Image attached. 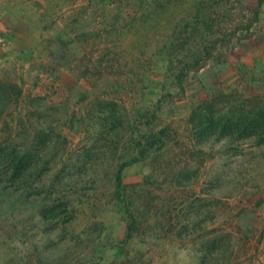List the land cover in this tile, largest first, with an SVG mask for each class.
<instances>
[{
	"label": "rangeland",
	"instance_id": "rangeland-1",
	"mask_svg": "<svg viewBox=\"0 0 264 264\" xmlns=\"http://www.w3.org/2000/svg\"><path fill=\"white\" fill-rule=\"evenodd\" d=\"M259 1L0 0V264H264Z\"/></svg>",
	"mask_w": 264,
	"mask_h": 264
},
{
	"label": "trees",
	"instance_id": "trees-1",
	"mask_svg": "<svg viewBox=\"0 0 264 264\" xmlns=\"http://www.w3.org/2000/svg\"><path fill=\"white\" fill-rule=\"evenodd\" d=\"M261 5H262V0L259 1V4L255 9L248 11V13L252 15L251 21L254 24L258 23L260 20ZM242 19H245V17ZM250 126L251 124L245 128L244 136L246 135L247 130L251 129ZM241 129H242L241 126H238V131L239 130L241 131ZM256 130H258V128H256ZM258 137H260L259 133H258ZM36 154L37 152H31V151L21 152V151H18L16 147H10L6 144L0 143V164H5L4 162L8 163V161L3 160V158H8L11 161V164L7 166L6 168L7 172L11 167L14 166L13 173L15 176H18L24 173L26 170H28L31 167L32 163L35 161L34 159H35ZM60 203H61L60 205H53V207L50 208V210L48 211L49 215L45 217L46 218L51 217V219H55L57 217H60L62 214L66 215L68 213L69 206L71 205V203L70 201H61Z\"/></svg>",
	"mask_w": 264,
	"mask_h": 264
}]
</instances>
